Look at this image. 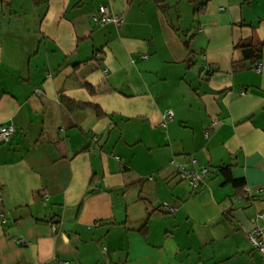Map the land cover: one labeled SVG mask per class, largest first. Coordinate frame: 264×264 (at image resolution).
Segmentation results:
<instances>
[{"label": "crops", "instance_id": "0c3cea01", "mask_svg": "<svg viewBox=\"0 0 264 264\" xmlns=\"http://www.w3.org/2000/svg\"><path fill=\"white\" fill-rule=\"evenodd\" d=\"M101 4L121 21L96 22ZM166 5L0 0V264H264L246 235L264 212V52L257 72L236 48L264 43V0ZM189 158L209 167L200 189L171 162Z\"/></svg>", "mask_w": 264, "mask_h": 264}, {"label": "built area", "instance_id": "2783aa9c", "mask_svg": "<svg viewBox=\"0 0 264 264\" xmlns=\"http://www.w3.org/2000/svg\"><path fill=\"white\" fill-rule=\"evenodd\" d=\"M93 19L100 24H106L109 22L119 23L121 21V17L112 13L104 4L98 6L96 13L93 15ZM254 69L257 72L260 71V62L255 63ZM172 116V111L167 110L163 115L161 126L164 127ZM14 131L15 126L12 124L0 125V141H7ZM171 162L174 165L176 175L180 180L185 181L192 189H200L204 186V178L209 173V167L197 166L193 158H189L183 162H175L173 160ZM149 179H152V177H149ZM159 209L166 213H174L176 211L174 205L165 201L159 205ZM0 216L2 220H4V214L2 213ZM251 221L253 226L246 234L248 242L253 250L258 252L261 256H264V212L256 213ZM15 240L19 243L24 242V239L22 238H17ZM102 249L104 250L105 248L103 247ZM58 264H68V262L65 260H59Z\"/></svg>", "mask_w": 264, "mask_h": 264}, {"label": "trees", "instance_id": "16d2710c", "mask_svg": "<svg viewBox=\"0 0 264 264\" xmlns=\"http://www.w3.org/2000/svg\"><path fill=\"white\" fill-rule=\"evenodd\" d=\"M152 1L156 4V6L160 10L166 11V8H167L166 1L167 0H152ZM192 2H194L193 15L195 18L198 16V14L201 11H203V1H199V2L192 1ZM236 48L240 50L243 59L250 60L251 65L254 66L255 63H257L262 58V52H264L262 51L264 50V43H262L261 41H254L253 38L243 39L237 43ZM61 102L68 112L82 110L90 106L85 103L75 102V101H72L70 99L63 98V97L61 98ZM90 107H92L95 110L96 115L98 117L103 115L102 111L97 106H90ZM219 171L225 176L226 178L225 180L229 181L234 188L244 187V182L242 180L234 179L231 177L228 167H220Z\"/></svg>", "mask_w": 264, "mask_h": 264}, {"label": "water", "instance_id": "95a60500", "mask_svg": "<svg viewBox=\"0 0 264 264\" xmlns=\"http://www.w3.org/2000/svg\"><path fill=\"white\" fill-rule=\"evenodd\" d=\"M186 65L193 73L199 74L200 73V67L194 63L192 58L187 59Z\"/></svg>", "mask_w": 264, "mask_h": 264}]
</instances>
